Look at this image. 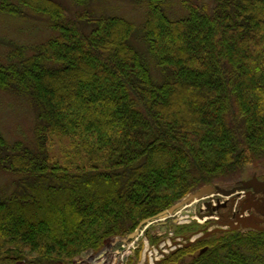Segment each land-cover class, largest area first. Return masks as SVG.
<instances>
[{
  "label": "trees",
  "instance_id": "trees-1",
  "mask_svg": "<svg viewBox=\"0 0 264 264\" xmlns=\"http://www.w3.org/2000/svg\"><path fill=\"white\" fill-rule=\"evenodd\" d=\"M168 1L145 0L153 81L132 21L0 0V12L28 7L56 31L0 62V89L28 98L35 116L34 146L0 132V169L16 176L0 193V261L99 259L142 220L264 157V0H182L178 18ZM52 137L68 140L63 163L49 154ZM212 235L156 264H264V230Z\"/></svg>",
  "mask_w": 264,
  "mask_h": 264
},
{
  "label": "rangeland",
  "instance_id": "rangeland-1",
  "mask_svg": "<svg viewBox=\"0 0 264 264\" xmlns=\"http://www.w3.org/2000/svg\"><path fill=\"white\" fill-rule=\"evenodd\" d=\"M57 1L63 5L67 15H73L81 9H88L95 15H117L132 21L137 31L132 36L131 43L150 61L143 58L149 66L153 81H155V77L159 78V67L154 58L148 55L147 46L140 35V27L143 25L147 11L145 0H88L80 5H77L75 0ZM187 1L204 3L208 7L213 5V0ZM21 8L24 13L21 16L0 12V62H6L9 51L15 47H25L26 52L30 53L32 52V46L56 35V31L50 27L48 18L45 15L39 14L28 7L21 6ZM166 9L173 18L186 14L182 0H169L166 4ZM86 29H89V27H86ZM34 126V110L29 99L23 95L0 89V132L4 137L9 142L20 139L28 145L34 146ZM66 145H68L66 138H51L49 154L53 160L63 163V150ZM251 177L264 180V157L247 160L241 170L222 176L221 179H218L212 185L219 189H230ZM15 178L14 174L0 169V193L2 195L11 194L14 189ZM263 196L264 193L256 194L251 189L237 191L229 196H224L221 193L213 194L210 197L195 201L191 206H186L178 214L151 222L142 220L132 231L136 230L134 237L128 238L130 233H127L125 236L109 242L105 245V251L99 259H91L92 257L81 253L69 264H140L141 254L144 249L151 255L153 250H158L163 245L164 251L159 249L162 252L161 256L159 255L153 261L162 260L163 257L168 256L177 248L185 246L191 240L193 242L190 246L195 245L197 240H206L203 239V236L210 230L214 231L217 228H221L222 232L216 231L212 235V237H217L223 234L224 231L243 233L256 229L257 227L254 224L258 223H255V221L249 223L247 218L253 214L259 218L262 216L264 220V203H261ZM204 200H211L213 203V208L207 214L206 220L195 224L186 223V220L174 221V219H179V215L183 216L182 212L185 210L190 215H194L201 208L205 210ZM225 214L228 215L227 220L224 218ZM243 214L247 223L251 225H241L235 230L227 229L229 228L227 225L229 220L235 221L238 216ZM259 226L263 227L264 222L259 224ZM164 242L172 243L173 248L165 247ZM197 251L198 248L193 250L184 260H189ZM0 264L9 263L0 261ZM18 264L25 263L20 262Z\"/></svg>",
  "mask_w": 264,
  "mask_h": 264
},
{
  "label": "water",
  "instance_id": "water-1",
  "mask_svg": "<svg viewBox=\"0 0 264 264\" xmlns=\"http://www.w3.org/2000/svg\"><path fill=\"white\" fill-rule=\"evenodd\" d=\"M251 189L254 193L258 194V193H264V180H261L257 177H251L249 179H246L244 181H242L241 184H238L230 189H219L216 188L214 185L212 184H205L203 186H201L200 188L194 190V191H190L188 192L183 198H181L179 201H177L176 203H174L173 205H171L170 207L160 211L158 214H156L153 217L144 219L143 221H154L157 219H164L166 217H169L171 215H174L176 213H178L179 211H182L187 205H190L191 203H193L196 200H200V199H204L206 197H210L213 194L216 193H221L224 196H229L237 191H242V190H248ZM262 202L264 203V196L262 198ZM205 205V207L207 208L206 211H203V209H200L199 211L195 212V217H191L190 221L188 223L194 224V223H198L199 220L196 218H203L204 216H207V214L210 213L211 209H212V201L211 200H206L203 203ZM261 211H263L261 209ZM183 215H187L189 212H187L186 210L182 212ZM245 215H240L238 216V218L235 221H228L227 225L229 228V230H235L238 229L241 225H246L248 224L245 217ZM225 220L228 219V215L225 214L224 216ZM248 222L250 223L251 221H256L255 223L260 222L261 218L254 216L253 214L249 215V217L247 218ZM175 222H177V219H174ZM251 225V224H248ZM255 227H257L256 229L258 230H264V227L259 226L258 224H254ZM226 229V230H227ZM222 232L221 228H217L216 230H210L207 231L203 237H208L210 235H212L214 232ZM136 234V230L134 232H131L128 235V238L134 237ZM200 239V238H198ZM193 242V240L189 241L186 245L191 244ZM206 249V247H203L201 249V251L203 252ZM159 260H156L155 263H157Z\"/></svg>",
  "mask_w": 264,
  "mask_h": 264
},
{
  "label": "bare ground",
  "instance_id": "bare-ground-1",
  "mask_svg": "<svg viewBox=\"0 0 264 264\" xmlns=\"http://www.w3.org/2000/svg\"><path fill=\"white\" fill-rule=\"evenodd\" d=\"M196 201H198V200H196ZM195 202V201H194ZM193 202V203H194ZM193 203H191L190 205H187V206H191ZM181 213V212H180ZM178 214V213H177ZM195 215V214H194ZM194 215H190V214H187V215H179V219H177V220H179V221H185L186 223H188L189 221H190V219H191V217H195ZM198 220H199V222H202V221H204V220H206L207 219V216H204L203 218H198V217H196ZM198 222V223H199ZM164 245H166L165 247H168V248H173V244L172 243H170V242H164ZM162 246V247H161ZM160 246V250L162 251H164V249H163V245H161ZM153 250V252H152V254L150 255V253L147 251V250H143L142 251V254H141V258H140V264H152V262H153V260L155 259V258H158V256L160 255L161 256V251L160 250ZM156 252H160V254H158V253H156Z\"/></svg>",
  "mask_w": 264,
  "mask_h": 264
},
{
  "label": "flooded vegetation",
  "instance_id": "flooded-vegetation-1",
  "mask_svg": "<svg viewBox=\"0 0 264 264\" xmlns=\"http://www.w3.org/2000/svg\"><path fill=\"white\" fill-rule=\"evenodd\" d=\"M261 218H262V216H261ZM255 222H256V221H255ZM263 222H264V220H263V221H260V222L257 221L258 224H262Z\"/></svg>",
  "mask_w": 264,
  "mask_h": 264
},
{
  "label": "built area",
  "instance_id": "built-area-1",
  "mask_svg": "<svg viewBox=\"0 0 264 264\" xmlns=\"http://www.w3.org/2000/svg\"><path fill=\"white\" fill-rule=\"evenodd\" d=\"M153 263V262H152Z\"/></svg>",
  "mask_w": 264,
  "mask_h": 264
}]
</instances>
